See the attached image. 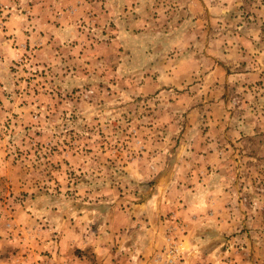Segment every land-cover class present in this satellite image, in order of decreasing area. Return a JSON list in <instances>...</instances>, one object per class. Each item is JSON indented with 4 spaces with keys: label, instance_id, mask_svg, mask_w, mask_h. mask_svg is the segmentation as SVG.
<instances>
[{
    "label": "rangeland",
    "instance_id": "374dc122",
    "mask_svg": "<svg viewBox=\"0 0 264 264\" xmlns=\"http://www.w3.org/2000/svg\"><path fill=\"white\" fill-rule=\"evenodd\" d=\"M191 204L264 264V0H0V264H179Z\"/></svg>",
    "mask_w": 264,
    "mask_h": 264
},
{
    "label": "crops",
    "instance_id": "0c3cea01",
    "mask_svg": "<svg viewBox=\"0 0 264 264\" xmlns=\"http://www.w3.org/2000/svg\"><path fill=\"white\" fill-rule=\"evenodd\" d=\"M209 152L210 151H208V153ZM165 199L166 198L163 196V204L161 207L164 209L167 208ZM198 200H205L206 205L208 204L206 196H204V198H198L195 201ZM167 211L175 212V215L182 217L185 221V225H181V228L177 230V235L183 240L181 244L186 248L182 255L183 260L179 264H233V261H230V263L222 262L220 259L221 255L217 254L215 251L217 245L221 244V238L224 231V228L222 227L224 223L228 224L222 215V211L215 208L206 209L205 217H208V220L205 223L201 222L199 225L192 221L193 217L198 218V210L192 204L187 207L168 208L164 212L161 211V214H165ZM137 213L133 215L135 216ZM232 223L233 219L230 218V223L228 225H231ZM111 234H113V232H111ZM144 241L146 242L140 247L146 252L143 255L145 256V260H147L156 249L161 247L163 241L161 240V242H158V239L155 238L154 243L152 240L148 239ZM140 259L145 263V261H143L144 258L140 257Z\"/></svg>",
    "mask_w": 264,
    "mask_h": 264
}]
</instances>
